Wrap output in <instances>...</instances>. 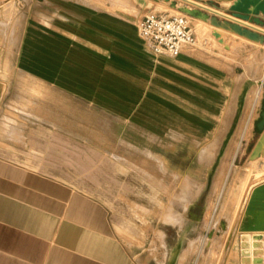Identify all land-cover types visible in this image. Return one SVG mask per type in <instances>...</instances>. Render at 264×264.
I'll return each mask as SVG.
<instances>
[{"label": "crops", "instance_id": "0c3cea01", "mask_svg": "<svg viewBox=\"0 0 264 264\" xmlns=\"http://www.w3.org/2000/svg\"><path fill=\"white\" fill-rule=\"evenodd\" d=\"M123 4L0 0V109L20 119L0 125V264H242L241 236L264 242V179L237 210L219 194L220 165L264 150V42L156 54Z\"/></svg>", "mask_w": 264, "mask_h": 264}, {"label": "rangeland", "instance_id": "374dc122", "mask_svg": "<svg viewBox=\"0 0 264 264\" xmlns=\"http://www.w3.org/2000/svg\"><path fill=\"white\" fill-rule=\"evenodd\" d=\"M198 1L206 5L212 6L216 9L220 8L221 10H223L229 8L228 3L231 2L232 0H198ZM123 3H124L123 4L124 11L128 13L130 12L137 13L139 15V20H141V18L149 11H167L170 13H184V12L186 13V12H190V10L187 9L188 7H198L197 5L195 6L194 4L184 2L182 0L179 1L178 0H169V1L168 0H123ZM202 10L206 11L211 16L215 15L214 12L208 11L207 9L206 10L202 9ZM216 16L223 19L222 16L220 15H216ZM202 20L205 22H203ZM210 23L211 21L209 17L206 19L202 17H199V19L198 17L191 18V26L194 32L196 33L198 39L197 44L200 46L207 47L209 49L212 47V45L217 44L218 41L221 40L224 41L223 42L224 44H227L226 42L227 38L225 37L226 31L222 32L223 35H221V37L216 36L215 31H218L217 30L218 28L216 29V26ZM6 113H8V111H5L4 109H0V125H2L4 129L6 128L8 130H15V129L18 130L20 124L19 117L6 116ZM22 119L24 120V118ZM131 152H135V151L131 150ZM235 152L236 150L219 149L216 157H224L225 159L230 160L229 158ZM252 157L253 158L256 157V159L253 160L243 159V162L239 164L237 167H234V169H231V165L229 163L220 165L221 172L224 173V175L220 179V186H219L220 198L223 195L221 200L222 205H227V204L235 205L237 210L241 206L243 200L245 199L250 187L254 183L264 179V150L260 155L258 156L252 155ZM127 167L129 166L111 165V166H107V170L114 173H121ZM131 167H136V166H131ZM140 167H146V166H140ZM95 168H96V172H98V166H95ZM107 183L108 184L110 183L112 186L116 184L120 186L122 184L121 181H111ZM77 184L81 188L88 190L92 193H95L97 195L104 193V189H102V186L98 181H78ZM171 237L172 238L177 237V230L171 232ZM227 242L228 240L224 242L222 249L226 247ZM203 254L204 256H208V257L212 254L213 256H215L214 252L208 254L207 251H204Z\"/></svg>", "mask_w": 264, "mask_h": 264}, {"label": "built area", "instance_id": "2783aa9c", "mask_svg": "<svg viewBox=\"0 0 264 264\" xmlns=\"http://www.w3.org/2000/svg\"><path fill=\"white\" fill-rule=\"evenodd\" d=\"M198 6L206 10L202 5ZM192 17L185 12L149 11L139 20V34L154 53L178 56L185 48L197 45V35L191 26ZM254 28L264 33V27Z\"/></svg>", "mask_w": 264, "mask_h": 264}, {"label": "water", "instance_id": "95a60500", "mask_svg": "<svg viewBox=\"0 0 264 264\" xmlns=\"http://www.w3.org/2000/svg\"><path fill=\"white\" fill-rule=\"evenodd\" d=\"M228 12L233 17L264 27V0H233L228 8ZM186 13L193 17H200L192 11ZM233 17H229L228 19L234 28H226L227 30L254 41L264 42V33L254 28L255 26H249L247 23L236 20ZM244 23L246 25H243ZM215 34L216 36H220L217 32ZM255 125L256 132H264V97ZM263 252L264 242L262 235L243 234L241 236L240 253L242 264H263Z\"/></svg>", "mask_w": 264, "mask_h": 264}, {"label": "bare ground", "instance_id": "6f19581e", "mask_svg": "<svg viewBox=\"0 0 264 264\" xmlns=\"http://www.w3.org/2000/svg\"><path fill=\"white\" fill-rule=\"evenodd\" d=\"M169 1V0H168ZM179 1V0H178ZM182 1H184V2H188V3H191V4H194L195 6L197 5H202L203 7H205L208 11H211V12H214V14L215 15H209L206 11H203L201 8H199V6L198 7H188L187 9H189L190 11H192L193 13H195L196 15H198V16H200V17H202V18H210V21H211V23L210 24H212V25H214V26H216V29L218 30V31H215V32H217L218 34H220V37H221V35H223V33L222 32H224V31H228L226 28H230V27H233L234 28V26H232L231 25V22H230V20L228 19V17H225V18H223V19H221V18H219V17H217L216 15H223L218 9H216V8H214V7H212V6H209V5H206V4H202V3H200V2H198L197 0H182ZM183 4V3H182ZM227 4V3H226ZM229 4V6H230V2L228 3ZM179 5V4H178ZM177 5V6H178ZM180 6V5H179ZM185 6V5H184ZM187 6H190V5H187ZM224 16V15H223ZM230 17H233V16H230ZM233 18H235L236 20H239V21H244V20H241V19H238V18H236V17H233ZM198 19H199V17H198ZM203 21V20H202ZM201 22V21H200ZM203 22H205V21H203ZM207 22H209V21H207ZM245 22V21H244ZM205 24H207V23H205ZM212 25H210V26H212ZM228 32H230V31H228ZM219 39V38H218Z\"/></svg>", "mask_w": 264, "mask_h": 264}]
</instances>
